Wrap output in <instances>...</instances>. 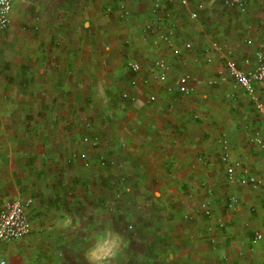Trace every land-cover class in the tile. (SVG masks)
<instances>
[{
  "label": "crops",
  "instance_id": "0c3cea01",
  "mask_svg": "<svg viewBox=\"0 0 264 264\" xmlns=\"http://www.w3.org/2000/svg\"><path fill=\"white\" fill-rule=\"evenodd\" d=\"M197 1L169 7L167 21L175 18L178 27L162 30L175 46L192 40L190 50L174 56L168 45L153 43L158 33L144 30L154 17L152 0H32L33 12L19 17L13 0L9 27L0 31V203L31 197L32 228L54 227L51 219L35 220L44 199L39 192L55 175L78 174L68 169L75 162L69 150L84 143L78 133L90 116L100 144L114 150L115 175L155 186L161 219L147 228L161 229L153 240L161 244V264H264V236L253 238L255 230L264 234L263 208L254 212L257 195L263 196L240 181L262 174V152L250 141L260 115L224 71L227 56L240 61L264 48V0H243L244 13L225 0H201L204 9L191 20ZM222 8L232 12L222 18ZM191 21L198 24L189 27ZM213 42L221 50L211 49ZM157 58L169 63L166 84L150 80L132 89L124 62L139 61L150 76L147 68ZM187 69L196 75L193 92L168 91ZM124 90L136 100L122 99ZM258 95L263 100L264 89ZM224 141L229 162L242 164L234 182L221 159ZM223 175L234 188L230 197H238L233 206L217 202ZM14 243L0 245L6 264Z\"/></svg>",
  "mask_w": 264,
  "mask_h": 264
},
{
  "label": "rangeland",
  "instance_id": "374dc122",
  "mask_svg": "<svg viewBox=\"0 0 264 264\" xmlns=\"http://www.w3.org/2000/svg\"><path fill=\"white\" fill-rule=\"evenodd\" d=\"M15 7L16 17H19L22 10L30 14L33 12L32 0H17ZM222 9V18L226 17L222 16L225 12H232ZM168 20H164V26L174 32L178 27L174 22L176 20ZM191 22L189 27L198 24L197 21ZM206 22V19L199 18L200 24ZM29 23V20L25 21V26L33 30ZM124 67L127 74L123 78L127 81L130 73L126 61ZM184 72L192 78L196 76L190 69ZM117 89L119 92L120 88ZM118 92L116 91V95ZM253 109L256 110L255 107ZM88 118L90 122L86 123L89 126L87 125L84 133H78L77 138L81 141L87 137L88 141L83 140V144L79 142V149L69 150L70 157L75 162L68 163V169L78 174L69 179L55 175L48 180V186H42L43 190L39 192L44 191L41 194L44 199H39L40 204L37 202L41 210L35 213L32 211L34 216L36 214L35 220L44 222L51 219L55 226L44 227L40 224L37 228L33 227L28 236L15 241L10 246L7 264H93L89 255H103L109 250L110 242L117 234L120 237L118 248L102 264L162 263L161 244L153 241L160 237L161 229L157 226L154 229L151 226L150 229L147 228L148 224L161 219V214L155 211L160 203L158 196L153 193L155 186L152 190L146 187L144 181H133L126 176L115 175L114 150L100 144L98 133L94 131V120L90 116ZM78 124L82 126L80 122ZM219 166L222 171L223 166ZM257 166L259 165L253 166V171ZM217 183V202L228 205L234 188L225 175ZM236 188L239 190L241 187ZM257 197L254 203L255 214L261 213L263 208V199L259 194ZM28 198L32 199H26ZM237 200L238 197L236 202Z\"/></svg>",
  "mask_w": 264,
  "mask_h": 264
},
{
  "label": "built area",
  "instance_id": "2783aa9c",
  "mask_svg": "<svg viewBox=\"0 0 264 264\" xmlns=\"http://www.w3.org/2000/svg\"><path fill=\"white\" fill-rule=\"evenodd\" d=\"M191 0H152L150 12L154 15L153 19L148 20L144 25V30L147 33L157 34V38L153 41L154 44L162 42L171 48L174 56H180L184 51L192 48L190 41H185L181 46H175L172 43L170 33L163 31L164 20L169 18V7L178 4L182 8H188ZM224 3L229 7L236 9L239 13H244L246 10L245 2L243 0H225ZM13 7V0H0V31L5 30L10 24V14ZM204 9V4L198 0L195 7L189 9V18L196 20L198 14ZM127 14V12H124ZM162 30V31H161ZM250 39H245L246 44H250ZM211 49L221 50L217 42L211 44ZM210 61V58H207ZM252 64V65H251ZM249 66V67H248ZM127 69L130 73L129 86L135 89L139 85H146L153 80L158 84H166L167 75L170 69L169 63L164 58H157L148 66L147 71L150 76L143 73L144 66L136 60L127 62ZM224 71L232 79L235 85L239 86L244 94L250 98L254 104L255 109L260 115V124L254 130L250 137V141L254 144L263 155V170L261 175L246 174L240 179L242 183L250 185L252 188L261 190L264 202V101L259 97L258 92L264 89V48H257L253 51L252 58L245 57L237 61L234 58L227 56L224 61ZM168 91L174 90L181 95H189L193 92V78L188 73H181L177 76L174 86H167ZM121 98L127 101H135L136 95L133 92L124 90L121 93ZM155 100L154 95L148 97V101ZM85 142L88 141L84 137ZM221 159L226 162V174L230 182H234L235 170L241 168L240 161L229 162L228 145L224 141L222 144ZM84 155H82L83 157ZM104 164V161H101ZM30 199H14L5 200L0 203V245L3 243H10L21 240L28 236L31 232L32 226L27 213V208L30 205ZM236 203V198L231 196L229 199V206ZM204 213L209 214V210L205 208ZM263 226H264V207H263ZM264 236L262 230H255L253 234L254 240H260ZM0 264H6V260L0 256Z\"/></svg>",
  "mask_w": 264,
  "mask_h": 264
},
{
  "label": "clouds",
  "instance_id": "9594fccd",
  "mask_svg": "<svg viewBox=\"0 0 264 264\" xmlns=\"http://www.w3.org/2000/svg\"><path fill=\"white\" fill-rule=\"evenodd\" d=\"M120 242V237L117 236L110 242V248L108 251L104 252L103 255H94L90 254L89 259L93 262V264H102V262L109 256L114 255V250L118 248ZM94 251V250H93Z\"/></svg>",
  "mask_w": 264,
  "mask_h": 264
}]
</instances>
